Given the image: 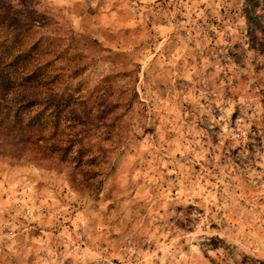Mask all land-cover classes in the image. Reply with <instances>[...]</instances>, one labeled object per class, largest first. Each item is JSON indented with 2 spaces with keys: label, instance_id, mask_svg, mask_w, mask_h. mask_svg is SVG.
<instances>
[{
  "label": "rangeland",
  "instance_id": "rangeland-1",
  "mask_svg": "<svg viewBox=\"0 0 264 264\" xmlns=\"http://www.w3.org/2000/svg\"><path fill=\"white\" fill-rule=\"evenodd\" d=\"M23 34L8 104H70L0 126V264H264V0H0Z\"/></svg>",
  "mask_w": 264,
  "mask_h": 264
},
{
  "label": "trees",
  "instance_id": "trees-1",
  "mask_svg": "<svg viewBox=\"0 0 264 264\" xmlns=\"http://www.w3.org/2000/svg\"><path fill=\"white\" fill-rule=\"evenodd\" d=\"M23 36L24 34L15 37L13 41L0 36V126L1 128H7L9 122H11L10 119L17 117L15 120L16 127L19 129L20 135H26V140L29 141H31V139L33 140V137L37 135V140H35L34 143L40 144L38 148L45 151V146L40 143V140L42 141V139L45 140L48 138V135L45 132L46 130H44V128L47 127L45 124H48V122L53 123L54 120L56 127L60 128L62 115L65 111V109L63 110V106H68L70 102L63 100L57 93H54L53 96L52 92H56L55 90L49 92L51 94H48L44 92L41 88L42 86L36 85L29 88L30 90H26V87H24L23 89L25 90L20 92V95L29 99L24 105L19 106L18 109H14L11 104H8L11 102V98L18 94V92H15L17 91L16 88L18 86H15L14 82L18 83L19 86H26L33 79H36L43 70V65L39 62L31 63L27 61V58H31V54L36 48L35 45L18 48V44L21 43ZM39 54L40 53L38 52L37 56H39ZM32 60L38 61L37 59ZM49 81L52 80L42 79L37 83L43 84L44 82ZM34 107L35 109L27 110L28 108ZM36 107H40V109L36 110ZM25 110H27L26 113L28 114L29 119H31L30 123L24 122V115L26 113H22H24ZM69 112L72 113L73 109H70ZM52 135H57L56 139L53 141L54 146L58 147L61 152L64 153V156L69 153L66 149H70V147L74 146L75 143H80L82 141L79 140L64 148L66 145L59 140L58 130ZM21 136L16 142L19 143L20 141V143L25 146V140H23Z\"/></svg>",
  "mask_w": 264,
  "mask_h": 264
}]
</instances>
